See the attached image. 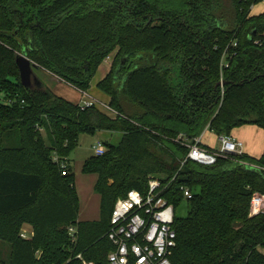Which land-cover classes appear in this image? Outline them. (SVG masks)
Returning a JSON list of instances; mask_svg holds the SVG:
<instances>
[{
    "label": "trees",
    "instance_id": "16d2710c",
    "mask_svg": "<svg viewBox=\"0 0 264 264\" xmlns=\"http://www.w3.org/2000/svg\"><path fill=\"white\" fill-rule=\"evenodd\" d=\"M262 1L0 0V240L10 245L7 259L0 248V264H79L78 253L109 264L114 206L131 189L146 193L150 176L174 178L163 196L175 208L189 205L175 218L172 264H264V212L250 213L253 194H264V151L182 165L206 129H264V12H251ZM114 51L97 88L115 117L57 95L36 76L21 82L23 54L88 92ZM98 131L122 135L83 162L97 176L100 218L78 221L70 154ZM181 187L193 197L185 200ZM26 225L29 238L21 237Z\"/></svg>",
    "mask_w": 264,
    "mask_h": 264
},
{
    "label": "built area",
    "instance_id": "2783aa9c",
    "mask_svg": "<svg viewBox=\"0 0 264 264\" xmlns=\"http://www.w3.org/2000/svg\"><path fill=\"white\" fill-rule=\"evenodd\" d=\"M254 6L251 7V12ZM231 44L237 46V41H233ZM226 53L225 51L222 64L223 62L226 64ZM82 93L90 96L88 92ZM3 100L1 98L0 101ZM14 101L8 100L10 103ZM81 104L84 107L95 105L99 108L102 105L110 116L117 115L116 110L109 103L93 98L85 100ZM207 131L206 129L205 132ZM205 132L188 145L189 152L182 165L187 160H192L204 166H214L220 157L245 153L243 143L231 134L219 136L221 143L219 148L205 145L203 143ZM105 151L103 142L96 141L93 145L94 154L101 156ZM55 160H58L57 156ZM63 174L66 172L63 171ZM173 180L174 178L166 181L161 177L150 176L148 179L149 188L146 193L131 189L125 197L117 200L107 232V237L114 247L108 254L109 264H172L171 254L177 240V233L173 227L176 208L166 200L163 194ZM181 190L184 192L185 200L193 197V193L188 187H181ZM261 212H264V194L256 192L251 199L250 213L254 215ZM68 233L72 245L75 246L79 239L77 227L69 226ZM31 235L32 233L29 234L26 231L21 233L23 238H29ZM75 259L80 260L79 264H96L94 261L86 260L82 253L76 254Z\"/></svg>",
    "mask_w": 264,
    "mask_h": 264
},
{
    "label": "rangeland",
    "instance_id": "374dc122",
    "mask_svg": "<svg viewBox=\"0 0 264 264\" xmlns=\"http://www.w3.org/2000/svg\"><path fill=\"white\" fill-rule=\"evenodd\" d=\"M264 11V2H260L253 7L252 12L258 14ZM115 56V51L106 58L102 64L99 73L92 80V84H95L97 79L101 77L103 69L109 66V63L113 61ZM33 76H36L39 80L44 82L54 93L60 95L66 99L73 102H81L85 100L95 99L97 101L105 102L106 99L103 97L102 93L97 89L96 86L88 91L90 96L83 94L81 91L76 89L69 83L59 79L55 75L44 71L42 69L33 67ZM100 108L104 110L102 105ZM100 134H84L80 138L79 145L70 154V160L72 168L75 172V182L79 187L80 191V210L79 212L83 215H87L89 212H94L95 217L99 219L100 217V199L97 198L95 192L93 191L92 180L93 177L89 174L83 172V162L93 155V145L96 141L103 140L110 141L112 143H118L121 138V133L114 132L113 134L108 131H98ZM97 132V133H98ZM205 132V131H204ZM236 139L241 141L243 144H247V150L258 155L262 153L264 149V129L255 124H244L242 126L236 127L230 131ZM44 135L46 136L45 132ZM47 143H49L46 138ZM203 143L219 148L221 143L219 141V136L216 133L207 131L203 138ZM95 195V196H93ZM96 198V199H95ZM189 205L187 202H183L178 208H176V216L179 218L186 217L188 215ZM94 218V219H96ZM30 234V233H29ZM264 247V246H263ZM0 248L4 254V258L7 259L10 254V245L6 242L0 240Z\"/></svg>",
    "mask_w": 264,
    "mask_h": 264
},
{
    "label": "crops",
    "instance_id": "0c3cea01",
    "mask_svg": "<svg viewBox=\"0 0 264 264\" xmlns=\"http://www.w3.org/2000/svg\"><path fill=\"white\" fill-rule=\"evenodd\" d=\"M264 12V11H263ZM259 14V13H258ZM111 63L112 62H110L109 63V66L107 67V68H104L103 69V73H102V75H101V77H99L98 79H97V81H96V83L95 84H92V82H91V88L89 89V90H91V89H93V87L94 86H96L97 87V83L101 80V79H103L104 77H105V75L110 71V68H111ZM101 69V65L99 66V68H98V70H97V72H96V74H95V76H94V78L96 77V75H97V73H99V70ZM93 78V79H94ZM92 79V80H93ZM77 89V88H76ZM98 89V88H97ZM99 90V89H98ZM80 91V90H79ZM100 91V90H99ZM101 93H102V95H103V97L106 99V103H108L109 102V97L107 96V95H105L102 91H100ZM76 103H81V102H76ZM103 112H105V113H107L105 110H103V109H101ZM108 114V113H107ZM108 115H110V114H108ZM206 133V132H205ZM96 134H100L99 132L98 133H96ZM204 136H205V134H204ZM204 138V137H203ZM103 141H105V140H103ZM102 141V142H103ZM205 144V143H204ZM205 145H207V144H205ZM244 145V152L245 153H247V154H249V155H251V156H254V157H260L261 155H262V153H263V151H264V149H263V151H262V153H259L258 155H256V154H252V153H250L248 150H247V144H243ZM207 146H209V145H207ZM209 147H211V146H209ZM94 154V153H93ZM89 175H91L92 177H93V180H92V185H93V189H94V184H95V182H96V178H97V176L95 175V174H89ZM75 184H76V182H75ZM76 188H77V192H78V195H79V202H80V191H79V187H78V185H76ZM94 192H95V190H93ZM95 195L97 196V198H99L100 199V195L98 194V193H96L95 192ZM95 195H93V196H95ZM96 199V198H95ZM79 210H80V208H79ZM95 213L94 212H89V213H87V215H83V213H81V212H79L78 213V221H86V220H98V218H96L95 217V215H94ZM94 218H96V219H94ZM100 218V217H99ZM25 231L27 232V233H32L33 234V232H34V229L30 226V225H26L25 227ZM260 249V251L261 252H263L264 253V247H260L259 248Z\"/></svg>",
    "mask_w": 264,
    "mask_h": 264
},
{
    "label": "water",
    "instance_id": "95a60500",
    "mask_svg": "<svg viewBox=\"0 0 264 264\" xmlns=\"http://www.w3.org/2000/svg\"><path fill=\"white\" fill-rule=\"evenodd\" d=\"M17 65L20 70L21 82L23 83L24 86H29L33 75V67H34L33 62L25 55L20 54L17 58ZM226 84H227L226 81H220L217 84V86H221V85L225 86ZM225 127L226 125L223 126V128Z\"/></svg>",
    "mask_w": 264,
    "mask_h": 264
}]
</instances>
